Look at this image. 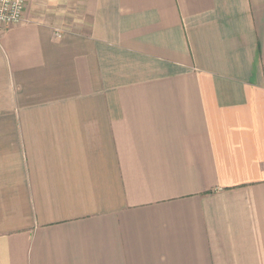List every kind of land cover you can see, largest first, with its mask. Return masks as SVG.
<instances>
[{
  "label": "crops",
  "instance_id": "1",
  "mask_svg": "<svg viewBox=\"0 0 264 264\" xmlns=\"http://www.w3.org/2000/svg\"><path fill=\"white\" fill-rule=\"evenodd\" d=\"M0 264H264V0H27Z\"/></svg>",
  "mask_w": 264,
  "mask_h": 264
},
{
  "label": "built area",
  "instance_id": "2",
  "mask_svg": "<svg viewBox=\"0 0 264 264\" xmlns=\"http://www.w3.org/2000/svg\"><path fill=\"white\" fill-rule=\"evenodd\" d=\"M26 2L27 0H0V34L4 27L17 24L23 19Z\"/></svg>",
  "mask_w": 264,
  "mask_h": 264
}]
</instances>
